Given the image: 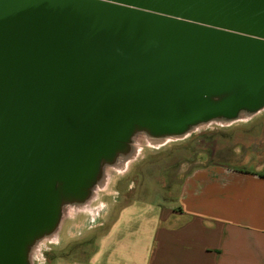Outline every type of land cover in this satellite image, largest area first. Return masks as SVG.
Segmentation results:
<instances>
[{
  "label": "water",
  "instance_id": "obj_1",
  "mask_svg": "<svg viewBox=\"0 0 264 264\" xmlns=\"http://www.w3.org/2000/svg\"><path fill=\"white\" fill-rule=\"evenodd\" d=\"M264 108V0H0V264L85 195L135 123Z\"/></svg>",
  "mask_w": 264,
  "mask_h": 264
},
{
  "label": "crops",
  "instance_id": "obj_2",
  "mask_svg": "<svg viewBox=\"0 0 264 264\" xmlns=\"http://www.w3.org/2000/svg\"><path fill=\"white\" fill-rule=\"evenodd\" d=\"M255 114L201 127L179 166L148 159L105 230L52 264H264V115Z\"/></svg>",
  "mask_w": 264,
  "mask_h": 264
},
{
  "label": "rangeland",
  "instance_id": "obj_3",
  "mask_svg": "<svg viewBox=\"0 0 264 264\" xmlns=\"http://www.w3.org/2000/svg\"><path fill=\"white\" fill-rule=\"evenodd\" d=\"M260 111L256 112L251 121H258L264 115ZM244 120L247 119L242 121ZM206 126H216V123L213 121L195 128L193 126L190 131L181 135H164L135 123L127 139L115 148L111 156L100 161L97 176L85 195L75 196L59 188L61 216L58 226L53 231L40 235L29 245L28 263L52 264L53 259L60 255L69 257L83 252L85 237L90 239L91 235L93 239L101 230H105V225L114 218L116 209L131 197L126 189L134 180L133 174L148 159L160 165L175 162L179 166L185 159L180 156L181 152L194 155L195 141L199 133H204L199 129ZM174 154L177 155L171 157ZM68 241L71 242L69 246L59 249V244L63 245Z\"/></svg>",
  "mask_w": 264,
  "mask_h": 264
},
{
  "label": "bare ground",
  "instance_id": "obj_4",
  "mask_svg": "<svg viewBox=\"0 0 264 264\" xmlns=\"http://www.w3.org/2000/svg\"><path fill=\"white\" fill-rule=\"evenodd\" d=\"M246 113H247V112H246ZM243 114H244V113L242 112V113L240 114L239 117H242ZM247 114H249V113H247ZM213 121L227 122V121H229V120H225V119H213V120L206 121V122H199V123H197V124H195V125H193V126H194V128H195V127L200 126V125H202V124H206V123H208V122H213ZM230 121H231V120H230ZM192 128H193V127H192Z\"/></svg>",
  "mask_w": 264,
  "mask_h": 264
}]
</instances>
